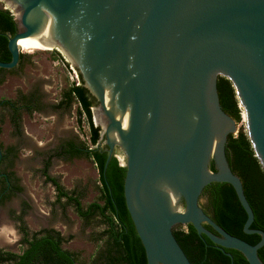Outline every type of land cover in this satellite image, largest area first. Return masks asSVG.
<instances>
[{"label":"water","instance_id":"obj_1","mask_svg":"<svg viewBox=\"0 0 264 264\" xmlns=\"http://www.w3.org/2000/svg\"><path fill=\"white\" fill-rule=\"evenodd\" d=\"M5 1L12 8H4L18 11L19 31L9 41L12 60H0V67L19 64V38L43 36L54 42V47L64 49L97 98L96 111L108 116L104 92L95 91L90 84L95 68L91 70L89 62L78 59L145 70L133 89L131 129L123 138L125 143L109 140L94 109L93 113L95 124L101 123L107 135L106 165L117 146L125 153L124 161L119 159L127 167L126 203L148 264H193L174 233L180 224H192L201 237L206 235L223 248L241 251L250 264H264L259 256L264 231L251 228L253 207L241 177L226 156L227 140L236 120L224 110L218 89L220 76L233 82L240 106L248 113L250 140L264 168V0ZM128 81L133 87L136 77ZM187 97L194 99L196 112L192 130L178 137L176 147L168 139L164 145L153 146L167 112L177 114ZM222 119L231 126L223 133L217 152L215 137ZM107 121L108 127L115 123L110 116ZM183 160L187 161L186 179L177 192L176 208L171 209L170 196L160 185L158 173ZM213 162L216 171L211 168ZM213 182H228L235 187L248 213L244 231L262 236L257 244L229 233L205 212L202 194Z\"/></svg>","mask_w":264,"mask_h":264},{"label":"trees","instance_id":"obj_2","mask_svg":"<svg viewBox=\"0 0 264 264\" xmlns=\"http://www.w3.org/2000/svg\"><path fill=\"white\" fill-rule=\"evenodd\" d=\"M18 31V23L13 12L0 6V60L6 62L12 60L9 41ZM51 54L53 59H64L57 50L51 51ZM26 56L21 53L20 64L24 63ZM7 70L9 71L7 68L0 67V74ZM80 75L81 83L71 85L65 92V99L61 105H70L74 100L79 103V123H82L83 118L86 117L90 128L91 145L70 142L62 145L61 152H63L58 154L62 155L65 152L70 158L87 156L93 160L102 183L100 201H93L85 208L78 196L69 193L57 178L48 174L47 169L44 172L57 189L58 201H61L62 197L67 198L69 203L75 205L77 213L86 222L98 217L105 225L100 236L94 237L97 243L96 250L86 259L80 252L64 246L66 239L60 231L49 228L29 233L27 228L22 227L25 234L22 251L0 250V264H148L146 249L126 203L124 184L127 167L121 164L118 155H113L106 165L109 156L108 146L100 147L98 145L101 128L94 122L93 107L97 105L98 100L85 86L82 73ZM218 89L224 110L237 122H240L243 119L242 111L244 113V109L240 106L233 82L225 76H220ZM40 106V97L36 92L21 95L16 100H0V107H9L16 117L20 115L22 109L33 112ZM245 117H248L247 112ZM0 145L3 153L2 156L0 155V168L3 163L7 162L6 170L9 168V171L6 173L12 181L14 173L11 168L14 165L15 148L4 147L1 141ZM226 156L232 170L241 177L245 194L253 207L255 220L251 228L264 231V168L245 128H242L237 134L229 135ZM211 168L214 171L217 170L214 162ZM0 181L3 182L0 190L1 200L7 199L13 192H18L22 188L19 185L11 184L7 190L6 183L8 181L1 177V174ZM205 196H207L208 202L201 201V206L225 230L251 244H257L262 239L258 233L248 234L244 231L248 213L231 183L213 182L204 189L203 198ZM205 226L217 233L208 223ZM174 233L193 264H250L241 251L234 248H223L206 235L201 237L192 224L184 229L182 227L175 228ZM259 256L264 261V246L259 249Z\"/></svg>","mask_w":264,"mask_h":264},{"label":"rangeland","instance_id":"obj_3","mask_svg":"<svg viewBox=\"0 0 264 264\" xmlns=\"http://www.w3.org/2000/svg\"><path fill=\"white\" fill-rule=\"evenodd\" d=\"M0 5L12 8L5 0H0ZM12 12L15 16L18 11ZM15 19L18 21L17 16ZM54 50L72 64L57 48L43 50L25 44L21 45V53L27 55L24 63L13 70L7 68L9 71L3 72L1 77L0 100H16L21 95L36 92L41 106L33 112L22 109L17 117L9 107L0 109V141L4 147L12 146L16 151L11 168L12 184L22 187L0 204V250L22 251L25 237L22 227L29 233L51 228L62 233L66 248L80 252L87 259L97 247L94 237L100 236L105 225L98 217L86 222L67 198L58 201L57 189L44 172L47 169L69 193L78 196L85 208L93 201H100L102 183L93 160L87 156L70 158L65 152L58 154L63 152L61 146L70 142L79 145H91V142L86 117L79 123V103L74 100L70 105H61L65 92L74 82L67 65L61 59L52 58ZM73 67L80 75V70ZM98 104L93 107L95 111ZM245 118L247 121L248 117ZM246 121H236L233 133L237 134L242 128L247 130ZM97 125L102 135L98 145L105 147L107 135L102 124ZM124 154L123 150L117 151L118 157L125 158ZM6 165L7 162L2 164V172L9 171ZM2 185L0 181V189Z\"/></svg>","mask_w":264,"mask_h":264},{"label":"bare ground","instance_id":"obj_4","mask_svg":"<svg viewBox=\"0 0 264 264\" xmlns=\"http://www.w3.org/2000/svg\"><path fill=\"white\" fill-rule=\"evenodd\" d=\"M14 11L16 9H13ZM15 13V16L18 17ZM32 45L39 47L40 49H54V42H50L45 39L43 36L38 35H28L19 38L18 45L21 49V45ZM59 50L62 52L64 49L58 46ZM65 53V51L63 52ZM70 59V57H69ZM71 60V59H70ZM83 62H89L91 64V70L95 68V72L92 77L91 86L95 91H103L105 95L106 107L109 111V116L114 120V124L108 127L107 119L109 118L108 114L104 112H97V119L106 127V134L108 135L109 140L114 142L125 143L124 136L131 129L132 122V99H133V89L140 83V75L145 70L117 67L87 60L78 59ZM136 77V82L133 87H130L128 79ZM128 85V89L125 91L124 86ZM244 109V121L245 112ZM196 122V112L194 107V99L191 97L184 98L177 110V114H172L167 112L165 116V121L162 126L161 133H157L153 138V146L164 145V143L170 140L171 145L176 147L179 136H185L189 133ZM230 123L225 119L220 120L218 131L215 137L214 150L218 152V145L222 138L223 133L230 128ZM187 164L186 160L180 161L177 164H171L163 167L158 173L160 185L164 188V191L169 194L170 199L169 207L171 209L176 208L174 204L175 200L178 197L180 187L184 185L186 175H185V165ZM171 193V195H170Z\"/></svg>","mask_w":264,"mask_h":264},{"label":"flooded vegetation","instance_id":"obj_5","mask_svg":"<svg viewBox=\"0 0 264 264\" xmlns=\"http://www.w3.org/2000/svg\"><path fill=\"white\" fill-rule=\"evenodd\" d=\"M16 11V10H15ZM19 64H20V62H19ZM17 65L16 67H14V68H17L18 66H20V65ZM11 69H13V68H11ZM106 146H108V145H106ZM105 146V147H106ZM118 147H120V146H118ZM118 147H116V149H115V153H114V155H117V151L118 150H122V149H119ZM121 148V147H120ZM108 149H109V146H108ZM107 149V150H108ZM118 149V150H117ZM109 152V151H108ZM120 157V159L123 161L124 160V158H122L123 156H119ZM7 173H8V171H7ZM6 172H2L1 170H0V174H1V177H4V178H6L7 179V181H8V183H6L7 184V186H6V189L8 190L9 188H10V185L12 184V181H10V176L7 174ZM6 184H4V185H6ZM2 187V186H1ZM1 190V189H0ZM4 193H5V191H3ZM207 196H205V198H203V194H202V199H201V201L203 202V203H207L208 202V198H206ZM2 199V196L0 195V204H3L4 202H5V200L6 199H4V200H1ZM204 200V201H203ZM190 224H188V225H184V224H180V225H177L175 228H179V227H182L183 229L184 228H187L188 226H189Z\"/></svg>","mask_w":264,"mask_h":264},{"label":"built area","instance_id":"obj_6","mask_svg":"<svg viewBox=\"0 0 264 264\" xmlns=\"http://www.w3.org/2000/svg\"><path fill=\"white\" fill-rule=\"evenodd\" d=\"M62 61L67 65V67L69 69V73L71 74V78H72L73 82L76 83V84H80L81 83V78H80L79 73L75 69V67H73L72 64H70L67 60H65V58ZM242 117H243V120H244L243 111H242Z\"/></svg>","mask_w":264,"mask_h":264},{"label":"crops","instance_id":"obj_7","mask_svg":"<svg viewBox=\"0 0 264 264\" xmlns=\"http://www.w3.org/2000/svg\"><path fill=\"white\" fill-rule=\"evenodd\" d=\"M3 74V73H2ZM2 74H0V81L2 80L3 81V79L1 78L3 75ZM0 109H1V107H0Z\"/></svg>","mask_w":264,"mask_h":264}]
</instances>
